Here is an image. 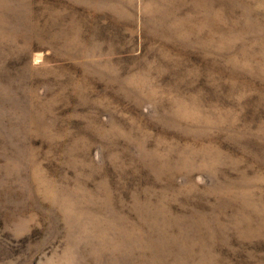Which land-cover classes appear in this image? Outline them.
<instances>
[{"label":"rangeland","instance_id":"374dc122","mask_svg":"<svg viewBox=\"0 0 264 264\" xmlns=\"http://www.w3.org/2000/svg\"><path fill=\"white\" fill-rule=\"evenodd\" d=\"M0 264H264V0H0Z\"/></svg>","mask_w":264,"mask_h":264}]
</instances>
